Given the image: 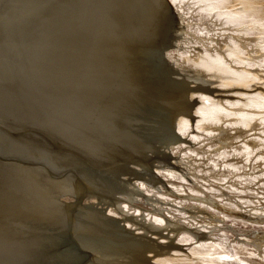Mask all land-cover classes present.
Wrapping results in <instances>:
<instances>
[{
    "label": "bare ground",
    "instance_id": "obj_1",
    "mask_svg": "<svg viewBox=\"0 0 264 264\" xmlns=\"http://www.w3.org/2000/svg\"><path fill=\"white\" fill-rule=\"evenodd\" d=\"M109 1L113 3L107 12L104 6ZM91 2L105 3L101 11L95 10L93 18L85 17L82 15L84 12L73 11L67 0H0V126L16 128L13 124L24 125L27 122L47 130L55 137L51 138L52 142L61 140V145L66 144L73 153L81 151L88 163L96 166L92 173L84 165L74 164L86 178L88 192L85 203L75 216L71 214V202L67 197L76 194L77 183L70 179L62 180L60 191L50 196L42 191L39 184L34 186L26 178H31L36 169L0 162V264H18L24 253L26 259L19 264L224 263L222 257L228 254L215 258L209 251L197 248L185 257L169 253L173 239L181 233L189 234V238H205L176 219L178 216L167 218L166 213L171 212L164 205L169 203L156 194L163 197L169 194L184 201L181 211L193 217L206 213L208 218L201 217L200 222L213 223L215 212H212L220 207L217 201L219 194L204 191L195 181L201 175L203 179L219 181L226 172L214 170L204 176V169L199 176L200 165L188 160L194 158L187 152L194 151L197 155L203 149L183 144L187 136L192 135L197 141L200 139L197 133L202 136L203 133L218 131L219 135L212 138L216 148L211 151L226 157L230 154L226 149L234 145L232 141L243 132L259 127L264 129V88L259 87L264 85V0H170L171 10L166 0ZM79 3L84 8L88 7L85 0H79ZM97 12L99 15L105 12L109 16L100 17L98 21ZM99 23L100 28L102 23L123 27L95 28ZM20 25L31 29L32 41L28 45L25 38L17 33ZM217 25L224 32L221 35L214 33ZM87 37L90 41H86ZM9 39L15 45L12 47H15V55L10 53ZM53 42L59 46L51 45ZM53 48L58 49L55 54H51ZM163 53L167 62L161 59ZM52 55H62L64 60L82 64L76 75L78 83L73 78L75 76L68 74L60 60ZM88 66L95 72L84 71ZM92 77L95 79L89 83ZM113 81L115 93L111 92ZM210 81L216 83L223 93L235 88L233 97L227 96L228 99L224 94L205 92L204 86ZM257 89L260 92L255 91ZM64 96L71 101L69 105L77 104L75 110L81 105L99 108L98 119L82 114L76 122L75 117L59 113L65 119L74 118L62 129L65 125L61 127L54 119L61 121L63 118L57 119L53 113L54 119H51L52 111L46 103L48 100L52 102L51 97L58 99ZM194 96L199 100L190 105ZM224 98L228 100L222 101ZM195 103L198 104L192 113L193 116L196 114V133L190 135L193 117L189 107ZM224 125L235 127L236 134H230L231 128L226 129ZM5 133L0 129V152L10 158H19L15 154L20 150L26 151L25 146L14 141L15 136L12 135L11 140ZM250 145H245V155H250L257 147H264V142H251ZM167 151L174 155L186 152L182 157L193 166H187V170L196 179L190 183L191 193L182 194L183 190L178 186H165L162 177L175 180L183 177L180 178L175 166L167 164ZM262 153L264 157V149L259 154ZM21 156L33 162L54 163L53 155L47 151H43L39 158L29 154ZM155 157L162 163L156 172L152 165ZM135 160L139 163L132 162ZM130 162L132 165L128 169L137 175L128 178L125 174L129 173L124 172H128L126 164ZM140 162H145L148 168L141 166ZM17 169L25 174L17 172ZM229 175L237 176V173ZM172 181L167 182L173 186ZM112 182L117 183L118 188L107 186ZM161 182L162 186H159ZM224 207L225 211L234 209L230 204ZM254 215L258 223L264 222V214ZM97 219L99 221L96 222ZM66 229L71 232L73 242L53 243V239L65 237ZM253 242L254 246L262 248L264 235H256ZM17 248L22 255L17 252V258L13 260L12 255Z\"/></svg>",
    "mask_w": 264,
    "mask_h": 264
},
{
    "label": "rangeland",
    "instance_id": "obj_2",
    "mask_svg": "<svg viewBox=\"0 0 264 264\" xmlns=\"http://www.w3.org/2000/svg\"><path fill=\"white\" fill-rule=\"evenodd\" d=\"M168 1H170V0H168ZM219 28L222 29V27L220 25L215 26V32L214 33H220V35H221L224 32H223V30H219ZM230 32L231 31H228V33H230ZM17 33L19 35H21V37L23 39L25 38L24 40L26 42V45H28V43H30L32 41L30 39V37H31V34H30L31 33V29H29L28 27L25 28V26L20 25L19 28H18V32ZM29 34H30V36H29ZM12 41L13 40L9 39V43H8L9 48H12L13 46H15ZM8 46H7V48H8ZM10 51H11L10 53L12 55H15V53H16L15 47L12 48V50H10ZM262 69H264V63H263ZM113 85H115V82L114 81L111 82L110 86H112L111 92H114L115 93V90H114V86ZM204 87H205V89H204L205 92H208V93H211V94H215V95H217V94L218 95L219 94H224V97H227V96H232L233 97L234 91H235V88H232L230 90H227L228 93L225 92V91L223 93L220 90V87H218V85L216 83H212L211 81L209 83H207L206 86H204ZM259 87L264 88V85L263 86L261 85ZM217 88H219V90ZM254 89H256V88H254ZM255 91H259V90L257 89ZM48 96H50V95H48ZM66 96L61 97V98H58V99H53L51 97L52 102L50 100H48L47 103H46L47 104V108L49 110L51 109L50 111H52L51 119H54V118H52V116L54 114L56 115L55 118H57V119L58 118H61L62 116H60V114L61 113L64 114V112H65V115L68 116V117L69 116L70 117H75V120H74V118L73 119H70V118H66L65 119V118L62 117L63 118L61 120L62 123H61L60 119H59L60 123H59L58 120L54 119V121H57L58 124H60L61 127H62V125H65V126L62 127V129H65L67 125H70L71 124L70 122L73 121V120L77 122V119L80 118V115H82V114H86L88 117H90L93 120L98 119V116L101 113L99 108L96 109L95 107L91 108V106L88 107L87 105H81V106L78 107L79 109L76 108V110H75V105L77 107V104H75L74 106L69 105V104H72V103H71V101H68V100L65 99ZM227 98L222 99V101L223 100L230 99V98H228V99ZM196 100L198 102L199 98H197V96H194L193 97V100H191V101L189 100L190 103H191V104L190 103L189 104L192 105ZM196 104H198V103H195V105H193L191 108L189 107L190 112H191L190 115H191V117H193V119L191 118L193 121H191L192 123H190V127H189V129H191L190 130V135L196 133V131H195L196 130L195 129L196 127H195V122H194V120H195V117L194 116H196V114L193 116V113H192V112H194V108L196 107ZM60 105L65 110H63L62 108H60ZM58 107H59V109H57ZM80 108H81V110H80ZM75 112H76V114H74ZM73 115H75V116H73ZM68 121H69V123H68ZM4 126H7L5 128H7V129L9 128L8 130H10V131H12L11 129H13L12 127H9L8 125H4ZM224 127L226 129H228V128L230 129L231 128L230 131H229L230 134H232V133L236 134L234 132L235 131L234 130L235 127H233L232 125H228V126L227 125H224ZM212 133H214L215 135L212 134ZM212 133L211 134L203 133L202 136L199 133H197L200 136V139H198L197 141H195L191 137L192 135L191 136H187L186 137V140H185L186 142H184L183 145L185 147H189V148L192 147V145H194L195 147L198 146L197 148H202L203 149L202 150L203 152H200V153L198 152L199 155L198 154L196 155L197 152L195 153L194 151L193 152H190V153L187 152L188 153L187 155L193 156L194 160H198L200 162L194 161L192 159V157H190L188 160L192 161L194 165H200L199 172L197 173L199 176L201 175V172L204 169L206 170V171H203V173H202V174H204V176L206 174H209L210 171L214 172V170H215V172H218L219 171L218 173H222L223 171L226 172L224 174V176L220 178L221 180H219V181H217V180H215L213 178H211V179L210 178L203 179L202 178L203 175H201L199 178L197 177L196 178L197 180H196L193 177V175L191 174V171L187 170V166H190L189 164H191V163L190 162H187L186 159H185L186 161H184V158L182 157V156H184L182 153H186V152L183 151V152H181V154L180 153L179 154L178 153H175V155H174L171 152L167 151V153H168V154H166V162H168L167 164H170V167H174L175 166L176 169H177V170L175 169L176 172L178 173L179 176L181 175L180 178L183 176L185 179L182 177L181 179L178 178L179 180L178 179L175 180L176 178H174V179L173 178H166L165 176L163 178L161 176L162 179H163V181L166 182V185L165 186H169V188L178 186V187H180L183 190L182 194H184V193H191L192 192L191 191L192 185L190 183H192V182H194L196 180L197 182L195 181V183L198 185V187H200L204 191H207L208 193H216V194H219V195H217V201H219V204H220L218 206L222 207V208L219 207L217 210H213L212 213L215 212L214 213L215 216H213L214 217L213 218L214 221L211 224H207V223H204V222H200L201 221V217L208 218V215L206 213H199V215H200V217L198 215L199 218L198 217H193L190 213H185L184 211H181L180 210L182 208L183 204L185 203L184 201H181L180 199H179L180 200L179 201V200L175 199L172 196L170 197V195L168 194V192H166V195L168 194L169 196L167 195L166 197L165 196L163 197L160 193H157L156 194L157 197L165 198V201L167 203H169V205L168 204L167 205L166 204L164 205V207L167 208L171 212V213H168V212L166 213V217L167 218L173 219V216L174 217L175 216H178V217H176V219L177 218L180 219V221L183 224H185L186 226H189V227L191 226L195 232L200 233L203 236V238H205V239H197L195 236H192L191 238H189L190 237L189 234L181 233V234L177 235L173 239V245L174 246L172 245L173 248H172V246L170 247L171 248L170 249L171 252L169 251V253L171 255H173V256L176 255V254H178V255H181V256H184L185 257V255L188 256V254L190 253V251L193 248H197L198 250L201 249L202 251L203 250L209 251L210 254H212V255L215 256V258L222 257V256H220L221 254H228L229 255L227 257H222V258H224L223 259L224 260V263H217V264H264V246L262 248H257L256 246H254V242H253L254 237L256 235L257 236L258 235L259 236H263L264 235V222L258 223V221L255 219L256 216L254 215L255 213L256 214H264V157H263V153L262 154H259L260 151L264 149V147H261L260 146V147L255 148L250 155H245V153H244L245 152V145L248 144V146H249L251 142H257V143H263L264 142V139L262 138V137H264V129H263V127H259L258 129H253V131L250 130V132L248 131L247 133L246 132L245 133L243 132L242 135L240 136L241 138L238 137V138H236L237 140L234 139L232 141V144H234V145H232L230 148H227L226 149L228 152H230V154L226 155V157H221V156H219V154L217 152L211 151V150H214L216 148V145L214 144V142L212 140L214 138H216L217 135H219L218 131H214ZM252 134L254 136H252ZM248 136H250V137H248ZM10 138L13 139V137H10ZM242 138L245 139L246 141L243 140ZM182 139H184L183 136H182ZM188 140L191 141V142H189ZM30 141H32V140H30ZM244 141H245V143H244ZM236 142H238V144ZM22 146H24L23 143H22ZM195 147L193 149H195ZM25 148H26V151H24V152L20 150V152H18L17 154H15L13 152H11V153H13L15 155H19V153H24V154H21V155H27V154H29V155H32V157H34V158H39L40 157V154L43 153V151L40 150V149L39 150H33L32 151V150L28 149L27 147H25ZM239 148H241V150ZM249 148L251 149V145L249 146ZM34 149H37V148H34ZM206 149H208V150H206ZM208 151L210 152V154L208 153ZM75 152L77 154H79L78 151L75 150ZM212 152H214V153H212ZM191 153L193 155H190ZM201 153H203L202 154L203 156L201 155ZM256 153H257V155H256ZM206 154H208V155H206ZM52 155H53V160H54V163L52 162L53 163L52 165H55V166L60 167V168H65L68 165H69L70 168H72V167H76V165H74V164L81 163V161L78 160L77 158H72L74 156H66V155L64 156L63 155L60 158L57 154H52ZM234 155H236V157ZM55 156H58L60 159L57 158L58 159L57 160L55 158ZM240 156H241V158H240ZM251 156H253L254 158L251 157ZM175 157H177V159H175ZM250 157H251V159H250ZM139 159L142 160L141 158H139ZM208 159H210V160H208ZM228 159H230V160H228ZM153 160H155V162H153L152 165L154 166V169H155V172H156V169L157 168L161 169V166L160 165H162V163H160V161H157V158L156 157ZM222 160H223V162H222ZM64 161H65V163H62ZM225 161H226V163H225ZM231 161H233V162H231ZM236 162H239V163L236 164ZM209 163H210V165L211 164L212 165L209 166ZM255 164H257V165H255ZM245 165H246V167H245ZM190 167H193V166H190ZM226 167H227V169H226ZM238 167H240V168H238ZM162 168H163V166H162ZM212 168H214V169H212ZM218 168H219V170H218ZM151 172H152V170H151ZM231 172L233 174L234 173H237V176H235V175L234 176H230L229 173H231ZM240 172L241 173L243 172L242 173L243 175H241ZM160 174H164V172L163 173H160ZM226 174L228 175V177H225V176H227ZM244 175L245 176L248 175V176L245 177ZM134 179H136V178H134ZM192 179L194 181H192ZM202 179H203V181H202ZM260 179H261V181H260ZM198 180H200L201 183H199ZM210 180L212 182H210ZM235 180L236 181L238 180V181L235 182ZM167 181H172L173 186H171V183L170 182H167ZM206 182H209V184L206 183ZM245 183H247V184H245ZM182 184H184V185H182ZM199 184L201 186H199ZM234 184L235 185L237 184V185L235 186ZM158 185L159 186H162V182L159 183ZM190 185H191V187H190ZM206 186H208L210 188L208 189V187H206ZM216 186H217V188H216ZM238 186L240 188H238ZM248 186H252V187H248ZM241 187L243 188V190L241 189ZM246 187H248V188H246ZM222 188L224 189V192H222L223 191ZM234 188H236V189H234ZM244 188H246V189H244ZM218 190L221 193H219ZM228 194L232 198H230L228 196ZM240 195H242V196H240ZM222 196H223V198H222ZM245 196H246V198H245ZM229 198L231 200H229ZM229 204L234 209L232 211L229 210V209H226V211H225L224 210L225 209L224 206L225 205H229ZM91 213H93V212H91ZM80 214H82V213H80ZM91 215L93 217H95L93 214H91ZM87 216H88V214H87ZM254 216H255V218H254ZM198 219H200V220H198ZM88 221H90V220H88ZM97 221H99V219H97L96 222ZM86 224H90V223H86ZM194 224H195V226H194ZM91 225H89L88 227H90ZM92 227H94V226H92ZM184 240H186V241H184ZM152 263H155V262L152 261ZM165 264H172V263H165Z\"/></svg>",
    "mask_w": 264,
    "mask_h": 264
},
{
    "label": "water",
    "instance_id": "obj_3",
    "mask_svg": "<svg viewBox=\"0 0 264 264\" xmlns=\"http://www.w3.org/2000/svg\"><path fill=\"white\" fill-rule=\"evenodd\" d=\"M67 1H68L69 5L72 8H74L73 11L84 12V13H82V15H84L85 17H89V18H93L95 16V13H94L95 10H97L98 12L101 11L100 9H102L101 8V6H103L102 4H105V3H101V2H97L96 4H94L91 2V0H85L87 2L88 7L84 8V7H82V3H79V0H78V2H77V0H67ZM112 3H113L112 1H109L108 3L105 4L104 7L107 8V12L110 11L109 6L111 7ZM166 3H167V6L169 7V9L171 10V8H173L171 3L168 0H166ZM71 7H69L68 9L72 10ZM98 12L96 15L98 21H99L100 17H108L109 16V15H105L106 14L105 12H103V15H99ZM115 27L121 28L123 26L122 25L116 26L114 24L111 25V23H102V28H100V23H99V26L95 27V28H97V29H99V28L100 29H113V28L117 29ZM88 39L89 38L87 37L86 41ZM86 41H85V43H86ZM89 41H90V39H89ZM85 43H84V46H85ZM97 43H99V40H97ZM53 44L59 46V44H56L54 42L51 45H53ZM53 50L54 51L51 52V54H55V51H58L57 48H53ZM52 57H55L56 59L60 60L62 67H64V69L67 71L68 74L75 76L73 78H74L75 82L78 83V80L76 79V77H77L76 75L79 74V72L81 71L80 67L82 66V64H80V63L74 64V61L70 60V59L64 60L62 55H61V57L57 56V55H52ZM161 59L164 60L165 62H167L166 58L164 57V53L162 54ZM84 71H90L91 74L95 72L92 69V67H90V66L84 68ZM56 74H57V76H59L60 73L57 71ZM115 75H116V73H115ZM131 78L132 77H130L128 80L130 81ZM94 79H95V77H92L91 81L89 83H93ZM86 81H89V80H85V82ZM109 81H112V80H109ZM73 82H72V84L74 85ZM96 82H97V77H96ZM25 123L26 124H24V125H19L17 123L15 125L13 124V126L16 128H13L14 130H12V131L5 129L1 126H0V129L2 131L4 130V132H6L5 135H8V137H9V135H10V137L12 135L15 136L17 141H19L20 143H23V145L30 150H39L40 149L42 151H47L48 154L49 153L50 154H57L60 158L63 155L64 156L65 155L66 156H74L72 158H77L78 160H80L81 161L80 164L87 167L88 172L89 171H92V173L95 172L94 169H96V166H92L90 163H88V161H87L88 159L87 158L85 159V155H82L79 150H78L79 154L73 153L72 151H70L67 148L66 144L61 145L62 144L61 140H59L60 143L58 141H57V143L52 142L51 138L55 139V137L51 136L49 131L41 129L39 127H33L30 125V123H27V122H25ZM35 129H37V130H35ZM7 140L10 141L9 138H7ZM11 140H12V138H11ZM16 140H14V141H16ZM30 140H32V141L30 142ZM34 148H37V149H34ZM58 156H55V158L57 159ZM17 157H19V158H16V157L10 158L9 156L4 154L3 152H0V162L14 163V164L22 165L28 169L29 168L36 169V173L31 175L32 176L31 178L30 177L29 178L26 177V178L31 180V182L34 183V186L36 183H37L36 185L39 184L38 186L41 187L42 191L46 192V194H49L50 196H54L55 194L58 193V191H60V189L62 187V184H60V183L62 180L70 179L74 183H77V185L79 187H78L76 194L69 195V197H67V200H70V202H71V205H70L71 214H73V215L78 214L77 211H78L79 207L85 203L86 195L88 194V192L86 191L87 190L86 178H84L81 175V172L78 169H76L75 167L60 168V167H57L55 165H52V163L45 162V161H41V162H35L34 161L33 162V161H30L25 156H21V155H18ZM20 157H23V158H20ZM132 162L139 163L136 160L132 161ZM132 162L126 164L127 169L128 168L130 169ZM140 164H141V166H145L146 168H148V165L145 162H140ZM129 169H128V172H126V171L124 172V174L129 173V174H125V176H127L128 178L135 177V175H137V174L135 172H133V170L131 171ZM17 172L24 173L20 169H17ZM81 177H83L85 180L83 181V178H81ZM70 180H69V182H70ZM109 184H110V181H109ZM109 184L107 186L110 189H112L114 186L116 188H118L117 183L113 184V182H112L111 186ZM61 198H63V197L61 196ZM61 238H62L61 240L60 239H53L52 242L56 243L58 245H60V243H64L65 240L68 243L73 242L71 232L68 231L67 229L65 232V237H61ZM1 239L2 238L0 237V240ZM17 252L20 253L19 256L22 255L20 249H18V248L15 249L13 252V255H12L13 260L15 258H17L15 256V254ZM23 255H26V254L24 253ZM23 255H22L19 262L26 259ZM19 262H18V264H19Z\"/></svg>",
    "mask_w": 264,
    "mask_h": 264
}]
</instances>
